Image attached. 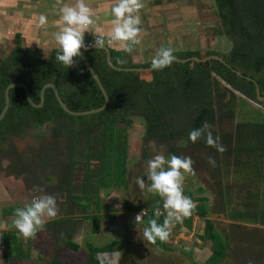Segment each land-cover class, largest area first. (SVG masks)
<instances>
[{"label":"rangeland","instance_id":"374dc122","mask_svg":"<svg viewBox=\"0 0 264 264\" xmlns=\"http://www.w3.org/2000/svg\"><path fill=\"white\" fill-rule=\"evenodd\" d=\"M105 2L106 0L100 1L102 5ZM109 2H113L114 6L117 0ZM142 2L145 7L139 13L142 20L140 28L145 39L150 42L146 43L149 48L143 49L145 55L136 53L133 61H146L161 47L171 48L174 54L196 52L199 57L207 53L219 56L228 50L229 40L219 33L220 26L212 0ZM49 7H52L51 12L42 7V11H46L44 15L51 20L43 27L44 47L47 43L56 45L53 34L63 26L59 15L52 11L54 5ZM21 18L16 19L18 25H23L19 23ZM30 21L35 28L41 29L38 20L34 23L32 19ZM92 35L103 34L93 33L90 36ZM1 49L0 57L10 51L9 48ZM138 72L144 78L150 77L149 71ZM245 101L247 102L244 104H237L232 119L220 121L212 129L225 135V138H230L235 121L247 118L244 110L248 109V105L251 109L256 107L263 110L264 101H259V104L251 100ZM123 117L126 121L116 123L115 135L117 145L125 141L126 185L103 187L98 180V162L95 159H90L87 163L81 162L80 156H76L74 158L79 163L75 165V169L72 168L70 198L65 196L64 184H57L61 165L65 164L67 158L64 153L69 134L63 132L59 139L53 140L50 137L49 123L24 129V133L18 135L10 132L9 136L5 133V140H0V264H107L106 256L119 260L118 264H264V213L259 212V208L264 210V153L238 149L235 153L222 155L218 165L221 172L219 182L215 170L208 163V157H212V154L206 143L189 148L186 137L173 139L167 144L146 142L141 139L144 128L142 119L131 111ZM93 120L98 118L75 122L67 118L65 126L72 127L69 128L72 136V133L82 131L79 127L91 124ZM88 131L91 132L84 135L80 132L75 137L77 151L83 147L84 139H91V144L95 142V146L98 144L92 140L96 126ZM50 142L55 144V150L48 151L45 156L49 159L39 164V156L44 155V151L40 153L39 149H46ZM169 147H172V152H169ZM156 154H163L166 158L177 155L192 159L195 175L185 174L183 194L190 193L189 198L195 200L202 198L196 202H200L205 208L204 217L192 214L182 223H176L168 241L162 242L164 249L143 240L144 216L142 215L141 221L136 222L135 217L140 210L132 211L128 208V205H138L137 203L158 196L146 189L141 190L136 183L139 177L150 184L146 177L147 161ZM23 155L33 162L28 166V171L14 176L10 173L15 169L10 164L12 158ZM84 165L87 181L83 176ZM33 186L42 188L43 193L33 191ZM43 194L55 196L58 214L53 220L45 217L44 230L35 237L24 239L13 227L15 209L27 206L33 197ZM156 208H151V213ZM5 210L9 213H5ZM61 217L69 218L55 224L57 218ZM93 217L98 218L96 230L93 227ZM205 218L211 221L209 232L217 236L221 244V252L216 259L209 258L211 247L216 242L203 233ZM5 231L12 234L9 240L10 254L6 257L1 240ZM65 239L76 243L77 247L70 248L64 243ZM94 248L96 250H90ZM18 252L23 256L15 257Z\"/></svg>","mask_w":264,"mask_h":264},{"label":"trees","instance_id":"16d2710c","mask_svg":"<svg viewBox=\"0 0 264 264\" xmlns=\"http://www.w3.org/2000/svg\"><path fill=\"white\" fill-rule=\"evenodd\" d=\"M212 2L220 26L219 33L229 40L228 50L219 55L226 66L217 60L185 63L174 61L171 66L161 71L151 69L150 77L144 78L138 71H116L109 68L105 63L102 50H90L87 53L97 56V60H89L88 63L106 92L108 98L106 107L97 113L69 115L58 106L51 88L47 87L43 92V104L39 108H34L25 100L23 90L13 87L8 91L9 105L0 120V140H5V133L9 136L10 132L18 135L24 133V129L35 128L43 123L51 125L50 137L53 140L59 139L63 132L69 134L70 138L66 142L64 153L67 158L65 164L61 165L60 179H57L58 185L64 184L65 196L69 198L72 168H76L74 164L79 163V160L74 158L76 156H80L81 162L87 163L90 159L98 162V180L103 187L126 185L124 178L125 141L117 145L115 130L116 123L126 121L123 116L129 111L132 114L136 113L142 119L144 128L141 139L146 142L155 141L167 144L173 139L180 140L186 137L189 148L201 146L205 143L203 138L196 143L189 140L188 134L191 130L200 128L205 122L214 126L220 121L232 119L237 104H244L247 102L245 100L259 104L254 94V82L258 87L259 95L264 93V0H212ZM88 37L90 36L85 37L84 40ZM173 55L178 58L199 57L196 52H180L179 54L173 53ZM75 61L73 67L66 68L55 59L54 55L43 59L35 56L30 49L13 48L8 59L0 61V108L4 87L14 81L26 85L30 99L34 103L38 102V91L41 85L50 82L70 110L79 111L98 107L103 97L79 58ZM129 61L125 58L123 63L116 66H136ZM150 64L151 61L140 66L146 67ZM234 71H239L241 76L236 75ZM248 109L244 110L247 118H238L235 121L230 138L229 136L225 138V135L212 129L213 136H219L220 142L226 147V151L220 154L208 146V151L217 165L211 168L215 170L217 180L220 179L219 182H221V172L218 165L222 155L227 156L238 149L239 151L253 150V153L258 150L264 153V113L256 107L251 109L249 105ZM94 117L98 120L79 127L82 131L72 133V136L69 129L72 127L65 126L67 118L75 122ZM95 126L96 131L92 134V140L97 141L98 144L95 146V142L91 144V139H84L83 147L77 151L75 137L80 132L82 135L90 133L88 129ZM39 150L40 153L44 151V155L42 154L38 159V163L43 164L49 159L45 156L46 153L55 150V144L50 142L46 149ZM169 152H172V147H169ZM15 160L13 166L15 169L13 168L14 171L10 172L14 176L28 171V166L33 162L24 155L16 156ZM83 170L84 180L87 181L86 166ZM189 194L185 193V196L189 197ZM190 199L196 203L193 214L204 217V206L196 202L202 198ZM149 206L162 208L163 201L160 197L154 196L138 205H128L132 211L148 209L144 216V228L148 226L150 219L156 218L151 213V208H148ZM259 212L264 213V210L259 208ZM5 213L8 214L9 211L5 210ZM67 218L69 217L57 218L58 220L54 223L60 224L68 220ZM163 219L164 216L161 215L158 223H162ZM92 220L94 230H96L98 218L93 217ZM210 229L211 221L205 218L203 233L216 242L211 247L209 258L216 259L220 255L221 244L218 242V237L209 232ZM11 237L12 234L6 231L1 237L5 257L10 254L9 240ZM64 243L70 248L77 247L76 243L66 239ZM153 246L165 248L159 240ZM14 256L20 257L23 254L18 252Z\"/></svg>","mask_w":264,"mask_h":264},{"label":"clouds","instance_id":"9594fccd","mask_svg":"<svg viewBox=\"0 0 264 264\" xmlns=\"http://www.w3.org/2000/svg\"><path fill=\"white\" fill-rule=\"evenodd\" d=\"M62 0H57L61 4ZM145 5L142 0H117L111 8V15L114 17L109 40L120 44V48L125 53H131L135 45L140 43L138 39L142 24L140 10ZM61 29L54 33V40L59 46V52L55 59L64 67L71 68L75 65L74 58L82 55L81 50H87L88 45L84 42L85 32H90L95 21L91 8L85 0H75L74 5L63 4L59 8ZM40 27L47 23V17L41 14L38 18ZM104 39H95L96 48L103 47ZM175 56L171 48L161 47L157 50L151 60V69L161 71L165 67L171 66ZM123 62V61H121ZM212 125L205 122L200 128L189 132L188 138L192 143H196L201 138L207 146L214 148L218 153L223 154L226 147L220 142L219 136H213ZM193 161L190 157L171 155L166 158L163 154H156L147 161V181L137 178L136 183L141 190L157 194L163 201V209L166 215L162 223H158V218L162 215L159 207L155 210V217L148 221V226L143 230V240L151 244L167 242L171 230L176 223H182L185 218L190 217L196 209V204L183 194V182L185 174L195 175L192 167ZM208 163L215 168L216 161L213 157H208ZM33 191L43 193L39 186H33ZM56 198L53 195L43 194L33 197L30 204L23 208L15 209V219L13 227L24 238L35 237L44 230L45 217L53 220L58 214ZM142 220V212L135 217V221ZM107 264H118L119 260L105 257Z\"/></svg>","mask_w":264,"mask_h":264},{"label":"crops","instance_id":"0c3cea01","mask_svg":"<svg viewBox=\"0 0 264 264\" xmlns=\"http://www.w3.org/2000/svg\"><path fill=\"white\" fill-rule=\"evenodd\" d=\"M100 1L102 0H85V3L92 10V16L95 23L93 26H91L90 32H85L84 38L90 36L93 33L103 34V36L105 35L106 37L110 36V32L113 27L111 21L112 19H114V17L111 15V8L113 7V2L111 3L109 2L110 0H106L105 4L102 5ZM27 2H29L30 5ZM62 3L73 5L75 4V0H62ZM62 3L57 4V0H24V2L21 0H0V50H2L1 48H9L8 50H10L9 53L4 54L0 57V61L8 59L10 52L15 47H18L23 50L30 49L34 53V55L36 54L35 56H40V58L43 59L53 55L56 56L59 52V46L57 43L56 45L52 46L51 44L49 45L47 43L46 47H44L43 45L44 41L42 40V38H45L43 36V34L45 33L43 27L47 23L43 27H41V29H37L34 25H32V21H30V19L33 20V23L37 22L39 16L41 14L44 15V12H46L42 11V7L46 8L48 12H51L52 7H49V5L51 4L54 5L55 8H53L52 10L53 13H57L60 17L59 8L63 5ZM115 4L116 3H114V5ZM28 7H30V10L28 9ZM45 16L47 17V15ZM19 17H22L20 19L22 21H19V23H23V25L17 24L16 19H18ZM49 20L50 19H48L47 17V22ZM92 30H94V32H92ZM36 37H39V39H36ZM138 39L140 40V43L134 46V49L131 53H125L124 51H122L120 48V44L116 42H110L108 45H106V47H108L110 51V60L115 61V64H112L116 66L119 63H123L125 58L130 60L129 62L131 64H135V67H141L140 65L150 62L155 55H151L148 59H146V61H133L134 59L132 58L133 56L135 57L136 53V55H145L143 49L149 48L146 43L150 41L148 39H145L142 28ZM166 47H168V45ZM38 51L41 54L39 56ZM86 53L87 51L85 52L84 56L86 55L85 59L87 61L97 60V56H93L91 55V53ZM75 59L76 58H74V60ZM262 101H264V99ZM261 111L264 113V107Z\"/></svg>","mask_w":264,"mask_h":264},{"label":"water","instance_id":"95a60500","mask_svg":"<svg viewBox=\"0 0 264 264\" xmlns=\"http://www.w3.org/2000/svg\"><path fill=\"white\" fill-rule=\"evenodd\" d=\"M95 49H99L102 50L104 53V60L106 65L116 71H150L151 70V64L146 66V67H127V68H123V67H118L112 64L111 60H110V56H109V49L108 47H106L105 45L103 47H98L96 48L94 46V44L88 45L87 50L82 49V55L81 57H79L80 62L82 63V65L84 66V68L87 70L88 74L90 75V77L93 79V81L95 82L96 86L98 87L102 97H103V101L101 103V105H99L98 107H94V108H89V109H85V110H79V111H73L70 110L61 100V98L59 97L57 90L55 88V86L50 83V82H46L44 83L39 91H38V102L34 103L30 97H29V93L27 90V87L24 83L21 82H10L8 84H6V86L3 89V98H2V106L0 108V120L3 118L8 105H9V97H8V91L10 88L13 87H19L23 90L24 93V97L25 100L27 101V103L29 105H31L34 108H39L42 104H43V92L45 90V88L49 87L52 90L53 96L58 104V106L67 114L69 115H73V116H80V115H86V114H92V113H97L99 111H101L102 109L105 108L106 104H107V95L105 90L103 89L98 76L96 75V73L94 72L93 68L91 67V65L88 63V61L85 59V52L86 51H90V50H95ZM209 60H217L220 63L224 64L226 66V64L224 63V61L222 60V58L218 55H214V54H208L205 55L203 57H197V56H188L185 58H178L175 57V62L178 63H185L187 61H193V62H205V61H209ZM236 75L241 76L239 71H234ZM246 79L250 80V78L246 77ZM254 85V94H255V98L257 101H262L264 99V94L259 95V91H258V87L256 85V83H253Z\"/></svg>","mask_w":264,"mask_h":264},{"label":"built area","instance_id":"2783aa9c","mask_svg":"<svg viewBox=\"0 0 264 264\" xmlns=\"http://www.w3.org/2000/svg\"><path fill=\"white\" fill-rule=\"evenodd\" d=\"M101 38L104 39V41H105L104 45L105 46L110 43L109 37H106V36H103V35H92V36L88 37L87 39H85L84 42H85L86 45H91V44H94V40L95 39H101ZM155 210L156 209L152 210V214H154V215H155ZM159 210H160V212L162 213L163 216L166 214L164 209H160L159 208ZM139 212L140 213L142 212V215L145 216V209L144 210L142 209Z\"/></svg>","mask_w":264,"mask_h":264},{"label":"flooded vegetation","instance_id":"af4514ba","mask_svg":"<svg viewBox=\"0 0 264 264\" xmlns=\"http://www.w3.org/2000/svg\"><path fill=\"white\" fill-rule=\"evenodd\" d=\"M42 85H43V84H42ZM42 85H41V86H42ZM39 89H40V88H39ZM29 97H30V96H29ZM24 98H25V97H24ZM36 103H37V102H36ZM40 107H41V106H40ZM15 158H16V156H14V157L12 158V161H11V163H10V164L12 165V167L14 166V163H15V161H16ZM76 164H77V163H76ZM76 164H74V166H75ZM74 169H75V168H74Z\"/></svg>","mask_w":264,"mask_h":264}]
</instances>
